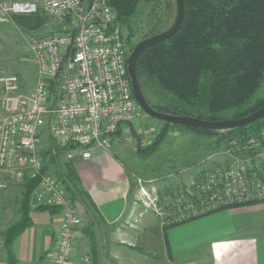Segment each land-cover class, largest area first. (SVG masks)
<instances>
[{"label": "built area", "instance_id": "1", "mask_svg": "<svg viewBox=\"0 0 264 264\" xmlns=\"http://www.w3.org/2000/svg\"><path fill=\"white\" fill-rule=\"evenodd\" d=\"M40 12L61 21L62 28L30 43L35 85L23 91L17 75L0 78V197L8 180L36 181L30 209L60 213L53 264H75L82 220L65 183L45 171L40 151L45 133L53 153L89 159L91 147L110 150L116 132L143 111L133 95L127 42L111 0H95L91 6L86 0L0 2L3 17ZM227 146L235 162L239 154L258 156L264 152V127L256 135L230 136ZM140 192L139 201L160 217L162 226L180 225L224 208L264 202V160L251 169L215 167L189 185L151 197L143 185ZM83 261L90 263L87 257Z\"/></svg>", "mask_w": 264, "mask_h": 264}, {"label": "crops", "instance_id": "2", "mask_svg": "<svg viewBox=\"0 0 264 264\" xmlns=\"http://www.w3.org/2000/svg\"><path fill=\"white\" fill-rule=\"evenodd\" d=\"M26 1L41 4L44 0ZM0 18L5 21L1 13ZM48 24L36 31L61 30V26ZM3 115L0 113V120ZM127 126L113 136L110 150L93 146L89 159L77 156L71 160L81 189L89 194L95 208L93 212L84 203L75 204L82 220L81 237L73 254L75 264H87L84 257L89 258L88 264H264V202L224 208L169 228L139 203L136 175L121 159L117 146ZM63 155L66 157L65 152ZM25 194V184L12 180L1 194L0 264H53L58 210L30 209L31 224L15 239L8 254L6 232L20 221ZM91 222L96 249L86 235ZM136 242L147 245V252L135 254Z\"/></svg>", "mask_w": 264, "mask_h": 264}, {"label": "trees", "instance_id": "3", "mask_svg": "<svg viewBox=\"0 0 264 264\" xmlns=\"http://www.w3.org/2000/svg\"><path fill=\"white\" fill-rule=\"evenodd\" d=\"M142 1L160 2L111 0L117 14L116 22L122 29L129 28ZM184 4L185 17L179 31L145 50L138 60V82L150 106L159 112L210 122L243 119L263 108L264 0H184ZM12 19L24 30H37L46 21L42 12L12 16ZM153 89H161L167 94L165 107L157 108L150 103L146 91ZM163 123L156 141L145 148V153H152L162 144L169 127H182L207 136L218 133ZM263 127L264 118L222 135H228V138L239 134L256 135ZM63 153L59 150L53 153L52 149L44 153L45 171L49 173L47 160L55 165L50 174L65 183L72 204L84 203L89 211L95 212L89 194L81 189L73 162L67 159L64 164H58ZM25 186L21 219L6 232L9 255L15 239L31 224L29 202L37 182L28 180ZM86 235L91 247L96 249L93 222L87 227Z\"/></svg>", "mask_w": 264, "mask_h": 264}, {"label": "rangeland", "instance_id": "4", "mask_svg": "<svg viewBox=\"0 0 264 264\" xmlns=\"http://www.w3.org/2000/svg\"><path fill=\"white\" fill-rule=\"evenodd\" d=\"M86 1L87 5L91 6L95 0ZM0 2L8 3L9 0H0ZM175 17L176 4L174 0H160L154 4L142 1L136 14L130 20L129 28L123 27L122 29L129 55L133 48L144 39L169 29ZM45 19L44 25L49 23L52 27L59 28L61 26L60 28H62L61 21L48 16H45ZM4 20L1 21L0 18V78L17 75L21 79L22 90L29 91L36 82V69L30 51V43L33 38L45 36L47 32L24 30L18 26L17 28L10 16L4 17ZM146 93L153 106L157 108L166 106L168 96L161 89L147 90ZM0 113L3 115L1 107ZM128 125L121 140L117 143L120 148V157L127 167L134 170L138 188L140 189V186L143 185L149 197L155 193L162 194L164 191L189 185L199 175L215 167L251 169L263 163L264 160V152L260 151L258 156L254 153L239 154L238 162H235L232 156L227 153L228 135L226 137L222 135L225 132L207 136L182 127H169L168 134L162 144L152 153H145V148L153 146L164 123L142 112L138 120ZM53 147L55 146L51 138L48 133H45L41 154L43 155ZM66 160L67 158L63 157L58 164H64ZM46 164L49 166V173H53L55 165L47 160ZM147 199L145 198V201ZM139 203L143 205L142 201ZM168 227L172 226L166 228ZM134 244L135 254L147 252V245L140 242Z\"/></svg>", "mask_w": 264, "mask_h": 264}, {"label": "water", "instance_id": "5", "mask_svg": "<svg viewBox=\"0 0 264 264\" xmlns=\"http://www.w3.org/2000/svg\"><path fill=\"white\" fill-rule=\"evenodd\" d=\"M176 4V17L169 29L166 31L144 39L138 43L130 53L127 61L128 75L131 81L133 95L141 107L142 111L149 117L166 122L172 125H180L184 127H191L202 131H215V132H229L237 128L245 127L252 124L262 118H264V107L257 112L239 120H226V121H204L193 117H187L182 115H172L163 112H159L153 109L145 99L143 92L140 88L136 67L141 54L148 48L164 42L170 39L175 33L179 31L182 26L185 17V4L184 0H174Z\"/></svg>", "mask_w": 264, "mask_h": 264}]
</instances>
